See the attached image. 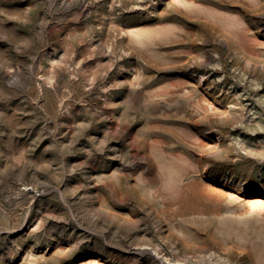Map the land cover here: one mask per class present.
Wrapping results in <instances>:
<instances>
[{
    "label": "rangeland",
    "instance_id": "rangeland-1",
    "mask_svg": "<svg viewBox=\"0 0 264 264\" xmlns=\"http://www.w3.org/2000/svg\"><path fill=\"white\" fill-rule=\"evenodd\" d=\"M0 264H264V0H0Z\"/></svg>",
    "mask_w": 264,
    "mask_h": 264
},
{
    "label": "bare ground",
    "instance_id": "bare-ground-1",
    "mask_svg": "<svg viewBox=\"0 0 264 264\" xmlns=\"http://www.w3.org/2000/svg\"><path fill=\"white\" fill-rule=\"evenodd\" d=\"M218 139V138H217Z\"/></svg>",
    "mask_w": 264,
    "mask_h": 264
}]
</instances>
